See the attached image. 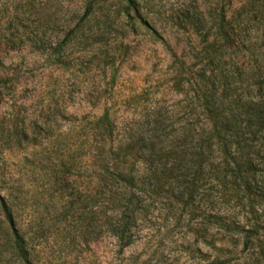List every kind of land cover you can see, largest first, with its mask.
<instances>
[{
	"label": "rangeland",
	"instance_id": "obj_1",
	"mask_svg": "<svg viewBox=\"0 0 264 264\" xmlns=\"http://www.w3.org/2000/svg\"><path fill=\"white\" fill-rule=\"evenodd\" d=\"M257 10L249 0H0V264H19L7 202L34 233L35 264H264V133L236 149L200 101L205 75L216 114L246 121L264 102ZM222 25L230 42L209 47ZM105 114L114 137L162 117L169 151L158 167L175 169L124 250L108 234L81 236L62 208L81 183L62 181L66 150L78 159L81 124Z\"/></svg>",
	"mask_w": 264,
	"mask_h": 264
},
{
	"label": "trees",
	"instance_id": "obj_2",
	"mask_svg": "<svg viewBox=\"0 0 264 264\" xmlns=\"http://www.w3.org/2000/svg\"><path fill=\"white\" fill-rule=\"evenodd\" d=\"M249 1L256 9H260L257 12L264 30V0ZM216 36L213 41H209L210 37L205 39L204 43L213 42L209 47L219 42L228 44L232 37L226 25L219 28ZM164 44L171 57L177 60L171 46L165 42ZM200 80L207 84L202 85L203 89L208 86L203 90L205 97H201L200 101L206 104L208 112L214 115L211 124L213 131L234 139L231 145L236 149L246 148L252 136L264 133L263 101L251 103L245 113L248 117L246 121L224 113L216 114L214 110L217 108L218 99L215 98L217 89L212 93L215 100L212 102L206 94L213 89L209 87H213L214 84L208 83L209 80L204 82L205 75ZM147 118L150 130L143 131V128L138 126L133 133L124 130L118 137L113 136L116 125L108 114L91 123H82L81 131L76 138L80 157L73 160L70 151L66 150L67 171L64 172L62 181L65 183L75 181L69 174H77L81 183L77 186L76 201L71 202L67 198L62 202V208L68 212L75 210L81 236L95 235V240H98L101 235H111L117 240L121 250L134 245L142 232L141 227L145 219L154 213L152 207L159 198L158 183L160 184L163 179L173 180L175 169L170 167L162 172L158 167L160 158L167 157L166 150L169 151L167 141L160 134L164 120L160 116L152 115ZM102 131L107 134L109 132L110 139L103 138ZM61 140L68 148L74 139L65 137ZM54 162L57 164V161ZM200 166L203 167V163ZM182 197L186 198L184 190ZM17 208L18 206L12 202L2 204L7 223L8 244L19 264H35V260L39 258V251L33 244L34 233L32 229L30 231L29 224H21ZM3 248L4 244H1L0 251Z\"/></svg>",
	"mask_w": 264,
	"mask_h": 264
}]
</instances>
